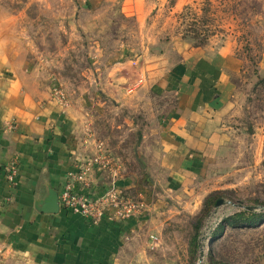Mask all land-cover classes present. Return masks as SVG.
<instances>
[{
  "label": "crops",
  "instance_id": "1",
  "mask_svg": "<svg viewBox=\"0 0 264 264\" xmlns=\"http://www.w3.org/2000/svg\"><path fill=\"white\" fill-rule=\"evenodd\" d=\"M9 29L0 20V264H145L147 244L133 239L153 232L146 214L118 221L110 211L96 224L63 209L43 212V201L50 189L60 193L77 161L101 147L115 164L94 170L96 194L112 184L128 193L143 183L169 196L194 194L222 180L243 60L213 41L178 40L159 52L148 44L139 54L122 43L112 55L93 39L74 94L56 81L49 59L13 40ZM55 87L66 94L65 105ZM101 113L109 120L106 134L97 128ZM13 159L16 184L6 176Z\"/></svg>",
  "mask_w": 264,
  "mask_h": 264
},
{
  "label": "rangeland",
  "instance_id": "2",
  "mask_svg": "<svg viewBox=\"0 0 264 264\" xmlns=\"http://www.w3.org/2000/svg\"><path fill=\"white\" fill-rule=\"evenodd\" d=\"M0 20L9 22L13 40L48 58L56 81L74 94L93 39L112 55L122 43L133 54L148 44L154 51H169L178 40L232 47L243 65L240 99L229 119L235 138L223 154V179L194 194L183 189L169 196L148 183L127 190L131 198L143 199L141 215L146 214L147 229L153 228L133 242H146L145 264H264V218L251 225L224 222L249 206L264 215V0H0ZM101 114L97 128L106 134L109 120ZM130 168L140 179L143 172ZM212 194L225 202L205 213ZM157 203L155 212L161 213L152 219L150 208Z\"/></svg>",
  "mask_w": 264,
  "mask_h": 264
},
{
  "label": "built area",
  "instance_id": "3",
  "mask_svg": "<svg viewBox=\"0 0 264 264\" xmlns=\"http://www.w3.org/2000/svg\"><path fill=\"white\" fill-rule=\"evenodd\" d=\"M54 96L60 105L67 103V96L61 88L55 87ZM114 164V160L102 147L92 157L77 161L74 170L67 173L59 193L60 209L79 214L96 224L101 222L110 211L112 218L118 221L128 220L137 214L141 215L146 207L143 199L131 198L128 193L118 189L116 184H112L102 194H96L92 189L94 170H112ZM18 174L19 162L13 159L6 167L7 179L12 184H16Z\"/></svg>",
  "mask_w": 264,
  "mask_h": 264
},
{
  "label": "trees",
  "instance_id": "4",
  "mask_svg": "<svg viewBox=\"0 0 264 264\" xmlns=\"http://www.w3.org/2000/svg\"><path fill=\"white\" fill-rule=\"evenodd\" d=\"M217 200L218 198L214 194L208 196L205 200V207L203 208V212L205 213L208 212L212 207V205L217 203ZM263 218L264 215L261 213H255L250 210H243L227 217L224 222L232 226H237L240 224V221H245L249 225H251V224H256L257 222H261ZM196 227H198V224L196 225ZM218 232L220 233V231ZM197 247H198L197 236H194L191 241V248L193 251H195Z\"/></svg>",
  "mask_w": 264,
  "mask_h": 264
},
{
  "label": "water",
  "instance_id": "5",
  "mask_svg": "<svg viewBox=\"0 0 264 264\" xmlns=\"http://www.w3.org/2000/svg\"><path fill=\"white\" fill-rule=\"evenodd\" d=\"M225 202L224 199H219L216 203V206H220ZM241 205V203L239 204ZM247 209L252 210L253 207H247ZM41 211L46 213H58L60 211V203H59V193L55 189H50L49 195L43 201ZM202 259H200V263Z\"/></svg>",
  "mask_w": 264,
  "mask_h": 264
}]
</instances>
